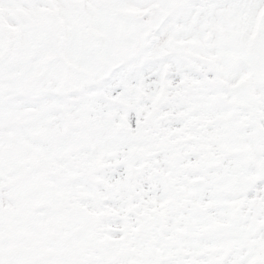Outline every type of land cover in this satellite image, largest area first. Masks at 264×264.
<instances>
[{
    "label": "snow or ice",
    "instance_id": "6c2138e0",
    "mask_svg": "<svg viewBox=\"0 0 264 264\" xmlns=\"http://www.w3.org/2000/svg\"><path fill=\"white\" fill-rule=\"evenodd\" d=\"M0 264H264V0H0Z\"/></svg>",
    "mask_w": 264,
    "mask_h": 264
}]
</instances>
